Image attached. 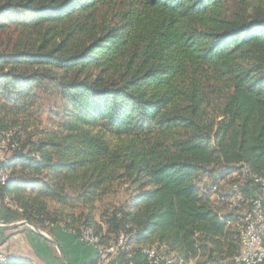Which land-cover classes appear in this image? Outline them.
<instances>
[{
	"label": "trees",
	"instance_id": "obj_1",
	"mask_svg": "<svg viewBox=\"0 0 264 264\" xmlns=\"http://www.w3.org/2000/svg\"><path fill=\"white\" fill-rule=\"evenodd\" d=\"M8 132L11 222L61 249L63 226L84 246L90 230L97 255L125 234L130 252L155 247L172 264L234 262L237 215L227 227L211 192L236 174L249 194L264 174V0H0ZM122 188L129 198L97 222Z\"/></svg>",
	"mask_w": 264,
	"mask_h": 264
},
{
	"label": "rangeland",
	"instance_id": "obj_2",
	"mask_svg": "<svg viewBox=\"0 0 264 264\" xmlns=\"http://www.w3.org/2000/svg\"><path fill=\"white\" fill-rule=\"evenodd\" d=\"M43 114H44L43 115V119L45 121L47 119V113H43ZM9 134H11V136H13L14 132H8V133H2V134H0V147L2 145L3 146L7 145L6 144V142H7V135H9ZM9 155H10V152H5V154L3 156V159L4 160H7V158H8ZM235 178H237L236 177V174H234V175H232V176H230L229 178L226 179L225 183L223 184L224 185V188H221L220 187L221 188V191L223 193L229 194L231 192V190H232V187L235 184H238V183H241V185L244 184L243 181H240V182H237V183L231 185L232 184L231 183V180H233ZM207 182L211 183V182H213V180L212 181H207ZM221 186H222V184H221ZM129 195L130 194H129L127 188H122V189H120L118 191L117 194L111 195L108 198H106L105 201L101 205H99V211L95 215V217H96L95 220L97 222H100L101 210L103 208H105L107 206L110 207V206H113V205H120V204L124 203L129 198ZM215 202L217 203V201H215ZM218 204H220L222 206H225L224 210H221L220 213H218L219 218L220 217H223L225 219V221L227 220V221L231 222V220L227 219V214L232 213V212L230 210H228V208L226 207V205L221 204V203H218ZM226 208H227V210H226ZM3 209L5 210V208H3ZM5 213H6L5 215H7L8 216L7 218L9 219L8 222L11 221L12 217L8 214V212H5ZM223 215H225V216H223ZM0 218L3 219V220L5 219L3 215ZM3 222L0 220V226L4 225ZM23 222L24 221H20V222H17L15 224H20V223H23ZM226 226L227 227H232V225H227V224H226ZM28 228L33 231V233H28L29 239H28V237H24V235H19V234L23 233L24 231H26V229H27V231L31 232ZM54 230L57 231V229H54ZM60 230H64V227L63 226H60L58 231H60ZM38 231L39 232L35 231L33 228L29 227L26 224L18 225L17 227L8 228L7 231H6V233H4L3 236H0V258H1V261L3 260V258H5L8 255H15V256H20V257L28 258V260H30L32 262V264H40L39 262L33 261L31 259V258L34 259V254L32 253V251L29 248V246H30V244H32L31 236H34L33 234H35V236H38L39 237L38 240L41 239V241H43V242L47 241L50 245H52V248H53V251H54V255H55L56 253H55V250H54V244L51 241H54L56 243H57V241H55L54 238L51 236V234L49 232L50 230H42V229L39 228ZM39 233L44 234L51 241L45 239ZM124 243H125V240L123 241V243L121 245L119 243L117 244L116 242H114V243L111 242L110 244H112L111 246H114V251L121 250V251H124V252H127V253H128V251H131V250L132 251L133 250L135 251L138 248V246L135 245L134 241L131 243V246L130 247H127V248H125V246L123 245ZM82 246L83 247H89V246H84V245H82ZM36 248H37L36 251L42 252L41 251V245L40 244L39 245H36ZM80 250H83V248L80 249ZM127 253H126V257L128 258V254ZM139 257H141V256L138 255L137 258H139ZM141 258H143V257H141ZM56 262H57V264H60V261L57 258H56ZM97 264H108V263H106L105 260H100V261H98Z\"/></svg>",
	"mask_w": 264,
	"mask_h": 264
},
{
	"label": "bare ground",
	"instance_id": "obj_3",
	"mask_svg": "<svg viewBox=\"0 0 264 264\" xmlns=\"http://www.w3.org/2000/svg\"><path fill=\"white\" fill-rule=\"evenodd\" d=\"M6 144H7V145H5L6 146V152H9L10 149H15L17 144L11 143V134L7 135ZM1 161H4V159H1ZM8 176H9V173L4 172L1 175L0 181L4 182V179H7ZM259 180H264V174H262L261 176L254 177V180H252V181H259ZM254 184H256L258 187H257V189H254L252 186V190H260V183H254ZM243 185H241V183L235 184L232 187V190H231V193L229 194V196L227 195L228 197H226L224 195L225 193L223 194V196L220 195V192H218L217 187L212 189L213 191L211 192V193H213L211 195H213L214 199L217 202H220V203L226 202V207L228 208V210H230L232 213H235L237 215L235 218L236 219V232L239 235L242 247H241V253L239 254L238 257H236L234 259V262L237 261L238 259H240V257H242L244 255L243 246L245 243V230H251L252 228H255L256 221H257V214H250L251 194L250 193L248 194V193H246V191L242 190ZM257 200L258 201H264V191H257ZM8 203L11 205L10 202H8ZM11 207L14 210L20 211V209H18V207L14 206V205H11ZM227 208H226V210H227ZM248 214H250V215H248ZM223 216H225V215H223ZM220 219L222 222L230 225V222L227 220H226L227 221L226 222L223 217H220ZM83 235H85L86 239H88L90 244H95V247H96L99 240L92 235L90 230L84 231ZM127 242H128V240H125V243L123 245L125 246V244ZM128 252L131 253L132 256H138L139 255L143 258L152 257L154 255H157L159 263H161V264H164V263L165 264H172V260L170 258H167L164 255L158 253L155 250V247H152V248L142 247V248H139L138 251L135 253H132L130 251H128Z\"/></svg>",
	"mask_w": 264,
	"mask_h": 264
},
{
	"label": "built area",
	"instance_id": "obj_4",
	"mask_svg": "<svg viewBox=\"0 0 264 264\" xmlns=\"http://www.w3.org/2000/svg\"><path fill=\"white\" fill-rule=\"evenodd\" d=\"M5 152L6 146H1L0 162L1 159H3ZM7 179H4V183L7 181ZM254 183H260V190H252V185L247 189L251 194L250 214H257L256 226L251 230H245V243L243 246L244 255L237 261L231 262L230 264H264V201L257 200V191H264V180L254 181ZM215 186L216 185H213V189ZM124 240L133 241L127 235L122 234L115 242L121 245ZM80 241L95 248V244H89V241L86 239L85 235L80 236ZM108 248L109 249L106 251H98V260H105L106 263H110L113 258L121 257V255H126L127 253L121 250L114 251V246L111 245H108ZM127 254L129 263L135 264L137 258H129V252ZM141 259L146 261L148 264H161L158 262L157 255Z\"/></svg>",
	"mask_w": 264,
	"mask_h": 264
},
{
	"label": "crops",
	"instance_id": "obj_5",
	"mask_svg": "<svg viewBox=\"0 0 264 264\" xmlns=\"http://www.w3.org/2000/svg\"><path fill=\"white\" fill-rule=\"evenodd\" d=\"M5 212H6V210H4L2 205L0 204V217H2V215H3L5 218L4 221L8 222L9 219L7 218L8 216L5 215L6 214ZM10 222L7 224H4V225L10 226L13 224L16 225L15 223H17L15 221H12L11 223ZM4 230H7V229L2 228L0 226V236H3L4 233H6V231H4ZM28 233H31V232L26 230L19 235H24V237H28V239H29ZM33 235L34 236H31L32 244H30L29 248L31 249L32 253L34 254V259L31 257L30 258L33 261L39 262L40 264H57L56 254L54 255L52 245H50L47 241L43 242V241H41V239L38 240L39 237L35 236V234H33ZM56 235H57V238L59 240V243L62 246L61 250H62L63 255H64L68 264H91L92 261H95L96 259H98V255H97L96 251L90 247H83L78 241L75 240L72 233L64 232L63 230H60V231L57 230ZM39 244L41 245V251L42 252L36 251L37 250L36 245H39ZM54 247L56 248V250L59 254L60 260L62 262L61 255H60L57 247L55 245H54ZM82 248H83V250H80ZM129 258H137V257L136 256H130ZM97 263H98V261H97ZM97 263H95V264H97ZM62 264H64V263L62 262ZM108 264H126V263L122 258L117 257V258H113L111 260V262ZM137 264H144L143 260L138 259Z\"/></svg>",
	"mask_w": 264,
	"mask_h": 264
},
{
	"label": "water",
	"instance_id": "obj_6",
	"mask_svg": "<svg viewBox=\"0 0 264 264\" xmlns=\"http://www.w3.org/2000/svg\"><path fill=\"white\" fill-rule=\"evenodd\" d=\"M22 224H26V225H28L29 227L33 228L35 231L39 232V231H38L39 228H38L37 226H35V225H33V224H31V223H29V222H27V221H24L23 223L16 224V225H10V226L2 225L1 227H2V228H5V229H8V228L16 227L17 225H22ZM39 234H40L41 236H43L45 239L49 240L44 234H42V233H39ZM49 241H51V240H49ZM51 242L57 247V249H58V251H59V253H60V255H61L62 262H63L64 264H68L67 261H66V259H65V257H64V255H63V252H62L61 248H60L59 245H58V243H56V242H54V241H51Z\"/></svg>",
	"mask_w": 264,
	"mask_h": 264
}]
</instances>
